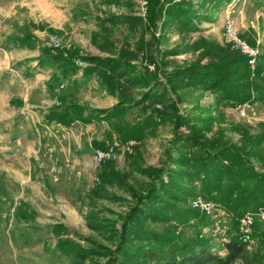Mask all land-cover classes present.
<instances>
[{"label":"rangeland","instance_id":"374dc122","mask_svg":"<svg viewBox=\"0 0 264 264\" xmlns=\"http://www.w3.org/2000/svg\"><path fill=\"white\" fill-rule=\"evenodd\" d=\"M38 1L46 4L37 5ZM181 1L0 0L2 38H28L41 53L73 57L77 69L93 67L97 73L94 85L74 92L71 100L66 98V87L54 99L36 93L35 98L44 102L34 108L9 104L10 95L25 92L3 87L0 264L110 263L137 196L164 176L171 165L168 153L183 147L177 139L186 140L194 132L206 152L228 147L244 157V167L257 187L244 214H253L255 223L246 258L234 264H258L264 253V103L250 100L249 108L234 107L219 100V89L207 85L217 77L224 59L237 51L222 43L228 13L240 37L252 43L264 60V2L186 0L191 6L181 7ZM159 3L157 19L152 12ZM187 7L198 18L181 24ZM94 58L116 61L117 68L112 71L109 63L97 67L96 61L86 60ZM189 68L192 72L186 71ZM181 70L186 72L176 73ZM257 82L264 92V75ZM231 83L240 85L234 78ZM63 97L65 104L84 106L87 115L69 127L46 124L42 118L50 109L47 106ZM132 136L136 147L128 152L125 145ZM97 143L118 144L116 157L107 160L110 163L97 162ZM228 162L222 164L221 190L210 199L216 207L212 216L192 207L195 196L205 197L204 179L191 182L184 177L178 182L180 189L164 190L162 200L151 206L160 219L140 216L147 235L135 243L146 247L150 242L146 236L152 234L191 246L204 244L225 256V244L238 231L235 214L222 199L227 182L234 178ZM192 210L203 215L201 222Z\"/></svg>","mask_w":264,"mask_h":264},{"label":"trees","instance_id":"16d2710c","mask_svg":"<svg viewBox=\"0 0 264 264\" xmlns=\"http://www.w3.org/2000/svg\"><path fill=\"white\" fill-rule=\"evenodd\" d=\"M257 1L264 2V0ZM181 4V7L185 4L189 5V7L191 6L186 0H182ZM189 7H187V10L185 11L181 10L187 15L185 14L182 21L179 23L186 24V22L191 21L192 18H198L194 12L188 9ZM160 13L161 4L159 3L157 4V9L153 10L152 15L158 19ZM249 44L253 46L252 43ZM44 54L48 58H53L56 62L60 63L62 67L71 70L77 69L73 57H65L62 54L56 53ZM231 56L232 57L225 58L223 63L218 66L216 72L217 77H212L210 80L211 82H209L210 84L207 85V87L219 89V100L228 101L233 104L234 107H240L246 103L251 104L249 102L250 100L264 103V92L261 91V86L257 82V80H260L264 75V60H261L259 55L257 64L253 70L248 64L246 57L240 52L236 51V53L231 54ZM86 60L90 62L96 61L95 66L97 67H104L103 64L109 63V67L112 71L117 68L115 65L116 61L110 59L94 58ZM93 69L95 68L88 67L85 71L86 73H93L96 75L97 73L94 72ZM182 70L176 73L181 74L186 71L192 72L191 68L186 69L184 72ZM62 73L64 75L65 70L62 69ZM101 74L103 76V72ZM207 75L208 73H204V76ZM237 77H239V79H237ZM106 78L108 80L111 79V77L109 79L108 74ZM232 78L239 80L240 85H237V87L233 86V83H231ZM191 79L192 78H190V80ZM111 80L107 82L112 85ZM243 80H246L247 83L242 84ZM107 87H109V85H107ZM122 95L123 99L120 102L123 103L126 96H124L123 93ZM117 106L118 105L113 106L111 110H115ZM85 109L84 106L80 105H68L63 107L61 109L62 111H57L58 107H53L50 109L46 120L49 123L55 122L63 127H69L76 123V121L84 119V116L87 115L84 112ZM93 111L101 114L108 112V110ZM91 118L92 116L89 117L88 120ZM178 121L182 122L180 117H177V122ZM198 135V133L194 132L193 135L186 140L177 139L176 142L183 143V147L178 148L175 151L176 153H173L172 151L168 153V161L171 165H169L165 171L164 176L166 179L164 176L157 178V180L149 184V187L144 194L137 196L135 206L131 209L123 223L122 236L119 240V250L117 254L113 251L111 252L110 258L112 261L107 264H129V262L134 264H147L150 261H154L157 264H234L238 259L246 258V244L241 241L239 231H237L236 235L231 236L225 244V256L212 253L204 244L191 246L186 242H179L175 239L161 236L153 237L152 234L146 236L150 241L146 247L142 244L138 245L135 243V240L139 241L140 238L147 233V231H144L140 226V216L143 219H160L155 207L152 209L151 206L156 205L158 201L162 200L160 199L161 192L164 190L169 191L170 189H180L178 182L179 180L184 179V177H187L191 182L195 179H204L202 180L203 194L206 199L210 200L213 197V192L221 190L223 176L222 164L225 160L229 161L228 172L233 174L234 178L227 182L229 188L224 196H222V199L225 200V204L230 205L235 214L236 220L234 221V226L237 227L238 218L244 214V210L251 205L254 196L253 189L255 190L257 187L252 184V179L249 178L248 167H244V157L241 156L238 151H234L228 147H221L213 153L206 152L197 138ZM129 140H135L134 136L127 139V141ZM96 145L99 146L98 148L101 150H106L108 148L104 144L97 143ZM188 148H197L200 151L187 153L184 149ZM110 162L111 161H105L102 165ZM170 166H176L177 169L173 170ZM144 206H148L147 209L149 213H146ZM192 213L195 216V220L201 222L199 219L203 218V215L201 216L199 212L194 210H192ZM151 239H155V242H151ZM197 246H200L198 250ZM58 249L59 251L62 250L59 247ZM121 255L124 256L123 259ZM257 263H264V253L260 256Z\"/></svg>","mask_w":264,"mask_h":264},{"label":"crops","instance_id":"0c3cea01","mask_svg":"<svg viewBox=\"0 0 264 264\" xmlns=\"http://www.w3.org/2000/svg\"><path fill=\"white\" fill-rule=\"evenodd\" d=\"M36 4L45 5L46 3L38 1ZM3 8L4 6L0 5V12L4 11ZM53 15L58 16L57 13ZM61 67V64L53 58H48L41 53L30 39L10 36L2 38V30L0 29V96L3 97L5 94L2 90L6 86L12 90L11 92H25L22 96L19 94V96L10 95L9 104H16L19 107L26 108L39 107L44 100L42 97L36 99V93H39L44 98L54 99L57 94H61L63 91L61 89L64 87H66V93L68 94L66 98L71 100L74 97L70 95H73L74 92L80 91L86 86L94 85V82H96V76L93 73ZM62 69L65 70L64 75ZM64 98H60L59 103L57 102L58 104L56 105V102L48 105V109H51L54 105L53 107H58L57 111H59L63 107L68 106L69 104H65L68 101ZM50 109L42 118V121L46 124L55 123H49L46 120ZM31 117L33 119V116ZM32 121L34 122V119Z\"/></svg>","mask_w":264,"mask_h":264},{"label":"built area","instance_id":"2783aa9c","mask_svg":"<svg viewBox=\"0 0 264 264\" xmlns=\"http://www.w3.org/2000/svg\"><path fill=\"white\" fill-rule=\"evenodd\" d=\"M222 43L224 46L229 47L232 50H237L242 55H244L247 59L248 64L254 70L257 61L259 52L257 49L249 45L244 39L240 37L238 31L236 29L235 23L233 19L230 17L228 13L224 19V27H223V34H222ZM78 66L82 65L83 63L76 62ZM251 104L246 103L243 105V108H249ZM135 141L130 140L126 143V150L131 152L135 147ZM117 143L112 144L106 150L98 149L96 151L95 157L98 163H103L107 160L114 159L115 150L117 147ZM192 207L195 210H199L202 213H205L208 216H212L214 211L216 210L215 205L208 199L203 196H195L192 199ZM254 215L251 213L243 214L238 220V231L240 234V239L243 243L247 244L251 241L253 231H254Z\"/></svg>","mask_w":264,"mask_h":264}]
</instances>
